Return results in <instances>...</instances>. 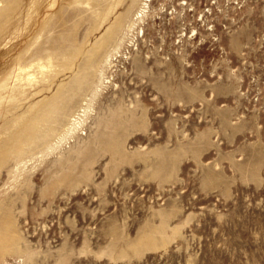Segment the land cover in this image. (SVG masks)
<instances>
[{
  "label": "rangeland",
  "instance_id": "374dc122",
  "mask_svg": "<svg viewBox=\"0 0 264 264\" xmlns=\"http://www.w3.org/2000/svg\"><path fill=\"white\" fill-rule=\"evenodd\" d=\"M95 1L0 0V264H264V0H152L102 91L47 122L64 47L130 4Z\"/></svg>",
  "mask_w": 264,
  "mask_h": 264
},
{
  "label": "bare ground",
  "instance_id": "6f19581e",
  "mask_svg": "<svg viewBox=\"0 0 264 264\" xmlns=\"http://www.w3.org/2000/svg\"><path fill=\"white\" fill-rule=\"evenodd\" d=\"M125 1H128V0H104V6H103V8H100L99 10L97 9V11H96V17H97L96 20L97 19L98 20L100 19L102 23H104V22L106 23V21H109L110 16L114 14L113 12H115L116 8L119 5L124 4ZM129 1H130L129 2L130 4L128 3L129 6L126 9V12H124L118 18H116L115 19L116 20L115 22L109 24L110 26L107 27V29L105 30L106 32L104 33V35L95 44V46L92 47L91 50H89V48L87 50H85L84 46H78V44L76 42V39H72L70 41V46L64 47V49L61 52V57H62V60L63 61L60 64V70H59L58 74L61 73V72L74 71L75 66L77 65V60L80 57L82 59V63H81V65L79 67L77 66V69L75 70L76 75H75V78L72 81V83H70V84H68L66 86H63L51 99H49L47 102H45L43 104V107L41 106V108H39V109H41V112H42L44 118H47V122L48 121L50 122L51 120L54 121L56 119V117L57 116H60V115L67 117L68 113L71 110V103L75 100L76 97H79V100H81V102L84 103V101H86V104H88L89 101H90V99H88L89 96L95 97L99 92L102 91V86L104 84L105 69L108 67V65L110 63V58H112L114 56V52L121 47L122 41H123V38H124L125 31L127 29L130 30L134 26H136L137 24H141L142 22H144V20H145V18L147 16V10L149 8V3L152 0H129ZM184 1L185 0H182V2H180V0H165L164 3H165V7L166 6H170V5H176V3H178V5H180V6H185L188 3L184 2ZM98 2H99V0H98ZM99 3H101V2H99ZM95 4H97V0L95 1ZM98 7H100V4L98 5ZM8 9H9V7H8ZM164 9L157 10L156 13H155V15L153 16V18L155 17L156 20H159V19L162 20V17L167 14L164 11ZM9 10H11V9H9ZM3 12H5V11H2V13ZM0 13H1V11H0ZM0 18H1V15H0ZM94 23H96V22L94 21ZM97 29H100V27H97ZM72 31L73 30H71L69 33H71ZM73 34H75V33H73ZM70 36H71V34H70ZM87 45H85V47H87ZM31 73H33V72H31ZM29 75H31L32 77H34L32 74H29ZM31 76H29V78ZM54 80L55 79H53V81ZM50 84H51V82H50ZM51 86L53 87V85H51ZM57 87L59 88V86H57ZM47 89H49V87ZM55 91L56 90H54V92ZM36 94H38V93H36ZM39 102L40 101H38V103ZM36 105H37V103H36ZM82 107H83V105H82ZM6 113H8V112H6ZM38 119L41 122V119L40 118H38ZM22 121H25V120H22ZM30 121H29V123H30ZM32 121H33V119H32ZM73 125H74L73 126V130H75L76 129L75 128V124H73ZM28 132H30V131H28ZM57 134H59V132ZM34 137H33V139H34ZM64 138L65 137H63V139ZM18 141H17V143H18ZM16 146H17V144H16ZM20 147H21V145H20ZM12 149H14V148H12ZM18 149H19V147H18ZM11 150H9L10 153H12ZM16 150H17V148L15 149V151ZM4 155H5V153H4ZM6 155H7V153H6ZM7 226H9V225H7ZM7 230L9 231V229L6 228V230L4 231L3 235H7V234H5V232L7 233ZM1 234H2V232H1ZM1 234H0V259L3 260L6 255H8L9 253H11L13 251L15 252L16 249H14L12 247V245L15 243V241H14V243H12V242H10L9 239H7L9 235H7V238H5Z\"/></svg>",
  "mask_w": 264,
  "mask_h": 264
}]
</instances>
